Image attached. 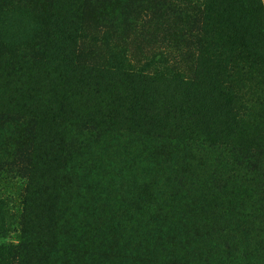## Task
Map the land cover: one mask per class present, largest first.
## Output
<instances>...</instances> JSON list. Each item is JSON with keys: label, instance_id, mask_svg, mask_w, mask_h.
<instances>
[{"label": "rangeland", "instance_id": "1", "mask_svg": "<svg viewBox=\"0 0 264 264\" xmlns=\"http://www.w3.org/2000/svg\"><path fill=\"white\" fill-rule=\"evenodd\" d=\"M152 1L160 4L163 0H110L108 8L114 12L105 13L102 26L91 21L82 25L87 39L80 44L92 36L108 35L109 48L96 47L97 53L90 49L89 61L99 58L120 82L119 91L127 82L111 70L116 60L143 70L162 94L171 92L175 81L190 78L194 53L215 35L208 25L213 6L251 35L264 66V46L258 39L259 27L264 25L253 0H221L219 5L212 0H166L167 9ZM66 20L36 0H0L3 57L29 56L32 49L45 64L50 63L36 73L44 88L40 94L54 85L60 92L70 80L58 53L65 49L70 33ZM180 32L188 37L185 42L176 37ZM184 43L193 52L190 58L186 54L187 64L182 57ZM259 69L247 99L255 118L263 122V145L251 151L252 167L244 165L245 151L235 143L237 135L230 128L233 123L227 109L218 104L209 109V130L218 143L229 146L199 143L194 131L190 134L178 119H172L176 117L165 118V124L154 131L135 121L113 126L94 141L85 135L87 150L78 148V127L73 130L65 152L72 165L59 178L58 193L72 202L76 219L95 205L94 219L100 229L96 264H264V219L255 208L264 197V74ZM92 76L99 80L96 73ZM8 81L0 72V246L17 248L49 236H39L36 225L32 238L21 234L27 180L18 163L21 153L31 147L36 120L23 118L18 109L16 91L26 89L28 82L22 79L3 89ZM81 95V106L74 107L78 114L88 116L96 109L105 114L106 98L97 108L90 94ZM55 100L60 101L59 97ZM153 101L146 99L145 105L139 102L137 106L140 116L145 115L140 109H147L144 119L151 125L160 115ZM216 175L226 195L214 189Z\"/></svg>", "mask_w": 264, "mask_h": 264}, {"label": "trees", "instance_id": "2", "mask_svg": "<svg viewBox=\"0 0 264 264\" xmlns=\"http://www.w3.org/2000/svg\"><path fill=\"white\" fill-rule=\"evenodd\" d=\"M36 1L60 17L68 19L66 23L69 24L70 33L65 38V49L58 50V53L70 80L60 92L54 85L45 88L43 94H40L39 90L43 86L40 85L36 73L45 71L50 63L45 64L32 49L29 56L9 55L7 59L0 52V72L9 80L3 84V89L22 82V79L28 82L26 89L16 91L20 102L18 109L23 118L33 116L36 120L33 124L34 133L30 136L31 147L21 153L18 163L27 180L26 196L22 201L21 234L23 238H32L36 234V225L39 236L47 234L49 237L33 245L23 243L17 248L1 245L0 264H96L99 249L95 244L100 229L94 219L95 205L91 204L90 212L82 213L76 219L78 213L72 208V202L58 193L59 178L72 165L65 152L70 145L73 130L77 127L78 148L87 150L88 145L83 138L85 135L94 141L101 132L113 126L135 121L143 129L154 131L159 128L160 123L165 124V118L176 117L172 119H178L184 125V130L190 134L194 131L199 143L229 146L226 143H218L209 130V109L218 104L227 109L225 113L233 123L230 128L233 129V135H237L235 143L245 151L242 158L244 165L251 166V151L262 149L263 128L260 126L263 122L262 118H255L254 109L247 99L253 88L257 69L260 68L258 73L264 74V66L257 53L256 43L251 41V35L233 24L229 15L220 14L221 11L213 6L208 25L215 35L209 37L205 46L194 53V74L190 78L175 81L171 92L165 91L166 93L162 94L156 91V84L152 85L154 81L147 74H143V70L128 64L125 67V63L116 60L113 61L111 70L122 75L127 82L119 91L117 85L120 82L111 77L99 58L94 56L92 62L89 61L90 49L95 48L93 53H97L96 47L109 48L108 35L102 33L99 38L92 36L86 44H80L82 40L84 42L87 39V33L83 32L82 27L85 21H91L96 27L102 26L101 19L105 13L114 12V9L108 8L110 0ZM212 1L214 5L221 2ZM152 2L154 5L158 4L157 1ZM229 3H232V0ZM253 3L264 25L261 3L259 0H253ZM167 4L168 2L163 0L158 5L167 9ZM262 27H259L258 39L261 38L264 46V26ZM97 32L95 29L94 33ZM176 37L180 42H185L188 38L183 32ZM98 43H102V46H98ZM183 48L185 52L182 57L184 64H187V58L193 56V52L186 50V43ZM262 49L264 51V47ZM93 73L97 74L99 80L92 76ZM29 75H32V79H29ZM12 79L14 80L11 81ZM80 80L83 81L82 85ZM151 85L152 89L149 87ZM81 93L90 94L93 102L96 100L94 105L97 108L100 101L106 98L105 114H100L97 109L88 116L78 114L74 107L81 106L78 101L82 98ZM57 97L60 99L58 102L55 100ZM146 99L153 101L160 109V115L152 125L144 119L147 109H140L145 114L143 116L139 115L137 109L138 103L145 105ZM24 156L26 161H22ZM213 180L216 182L214 189L226 195L223 184L218 185L217 175ZM255 208L258 217L264 219V197L258 199Z\"/></svg>", "mask_w": 264, "mask_h": 264}, {"label": "crops", "instance_id": "3", "mask_svg": "<svg viewBox=\"0 0 264 264\" xmlns=\"http://www.w3.org/2000/svg\"><path fill=\"white\" fill-rule=\"evenodd\" d=\"M262 4H263V8H264V0H261Z\"/></svg>", "mask_w": 264, "mask_h": 264}]
</instances>
